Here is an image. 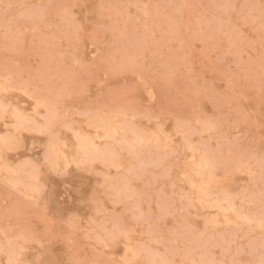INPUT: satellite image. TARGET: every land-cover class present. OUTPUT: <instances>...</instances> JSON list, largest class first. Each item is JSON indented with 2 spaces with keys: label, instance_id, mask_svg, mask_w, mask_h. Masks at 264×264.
Returning <instances> with one entry per match:
<instances>
[{
  "label": "rangeland",
  "instance_id": "rangeland-1",
  "mask_svg": "<svg viewBox=\"0 0 264 264\" xmlns=\"http://www.w3.org/2000/svg\"><path fill=\"white\" fill-rule=\"evenodd\" d=\"M41 260L264 264V0H0V264Z\"/></svg>",
  "mask_w": 264,
  "mask_h": 264
},
{
  "label": "snow or ice",
  "instance_id": "snow-or-ice-1",
  "mask_svg": "<svg viewBox=\"0 0 264 264\" xmlns=\"http://www.w3.org/2000/svg\"><path fill=\"white\" fill-rule=\"evenodd\" d=\"M32 264H47V262L43 261V260H41V261H33Z\"/></svg>",
  "mask_w": 264,
  "mask_h": 264
},
{
  "label": "bare ground",
  "instance_id": "bare-ground-1",
  "mask_svg": "<svg viewBox=\"0 0 264 264\" xmlns=\"http://www.w3.org/2000/svg\"><path fill=\"white\" fill-rule=\"evenodd\" d=\"M34 97V96H33ZM36 97V96H35ZM40 102V101H39ZM88 120V119H87ZM98 122V121H97ZM126 151V150H125ZM115 160V159H114ZM57 171V170H56ZM18 181V180H17ZM151 259V258H150Z\"/></svg>",
  "mask_w": 264,
  "mask_h": 264
}]
</instances>
